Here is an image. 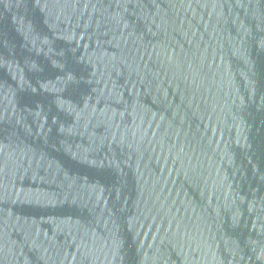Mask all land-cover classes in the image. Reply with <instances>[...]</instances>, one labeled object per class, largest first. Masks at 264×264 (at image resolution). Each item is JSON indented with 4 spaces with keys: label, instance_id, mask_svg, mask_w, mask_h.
I'll use <instances>...</instances> for the list:
<instances>
[{
    "label": "water",
    "instance_id": "water-1",
    "mask_svg": "<svg viewBox=\"0 0 264 264\" xmlns=\"http://www.w3.org/2000/svg\"><path fill=\"white\" fill-rule=\"evenodd\" d=\"M0 264H264V0H0Z\"/></svg>",
    "mask_w": 264,
    "mask_h": 264
}]
</instances>
